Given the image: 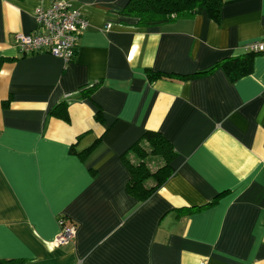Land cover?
<instances>
[{"label":"crops","instance_id":"0c3cea01","mask_svg":"<svg viewBox=\"0 0 264 264\" xmlns=\"http://www.w3.org/2000/svg\"><path fill=\"white\" fill-rule=\"evenodd\" d=\"M52 1L0 0L2 264H264V51L235 80L216 65L264 38V0L161 26L120 14L128 0H67L88 21L68 63L15 43ZM146 130L176 156L141 200L123 156L138 163V142L163 163Z\"/></svg>","mask_w":264,"mask_h":264},{"label":"trees","instance_id":"16d2710c","mask_svg":"<svg viewBox=\"0 0 264 264\" xmlns=\"http://www.w3.org/2000/svg\"><path fill=\"white\" fill-rule=\"evenodd\" d=\"M221 5L222 0H128L125 7L120 10V14L137 18L140 26H161L178 19L191 18L202 12H206L214 21H218ZM256 53L258 52L246 51L242 55L224 58L216 65L220 66L231 80H235L250 71L252 58ZM149 76L154 78L164 76V74L149 72ZM63 109L64 106H58L53 111L66 117ZM141 137L148 141L150 153L161 156L163 160V163L154 172H150L143 160L148 151L138 142L132 145L141 158L138 163L132 164L123 156L130 172V179L126 186L127 192L130 196L142 200L149 197L172 174L171 162L176 156V151L171 142L156 130H146ZM149 176L153 177L154 183L151 186H146L145 179ZM198 208L202 207H196V209ZM2 263L5 261L0 260V264Z\"/></svg>","mask_w":264,"mask_h":264},{"label":"built area","instance_id":"2783aa9c","mask_svg":"<svg viewBox=\"0 0 264 264\" xmlns=\"http://www.w3.org/2000/svg\"><path fill=\"white\" fill-rule=\"evenodd\" d=\"M34 17L36 28L33 32L15 35V43L20 52L43 51L62 59L65 63L70 62L75 55L80 35L88 26L82 12L67 0H55L46 7L35 8ZM244 48L246 51L262 52L264 38L249 41ZM57 223L59 231L55 238L56 243L71 241L76 232L75 224L67 223L65 215H59Z\"/></svg>","mask_w":264,"mask_h":264}]
</instances>
